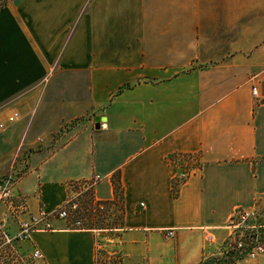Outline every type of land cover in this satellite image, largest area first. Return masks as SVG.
I'll list each match as a JSON object with an SVG mask.
<instances>
[{
    "label": "crops",
    "instance_id": "1",
    "mask_svg": "<svg viewBox=\"0 0 264 264\" xmlns=\"http://www.w3.org/2000/svg\"><path fill=\"white\" fill-rule=\"evenodd\" d=\"M256 9V0L4 1L0 179L18 172L16 195L35 213L98 174L94 198L121 211L108 235L53 221L17 246L21 255L96 264L100 244L121 264H199L219 253L235 211L264 203Z\"/></svg>",
    "mask_w": 264,
    "mask_h": 264
},
{
    "label": "built area",
    "instance_id": "2",
    "mask_svg": "<svg viewBox=\"0 0 264 264\" xmlns=\"http://www.w3.org/2000/svg\"><path fill=\"white\" fill-rule=\"evenodd\" d=\"M252 95H257L255 87L252 88ZM17 117L18 114L13 113L8 123L14 122ZM3 128L4 125L0 124V129ZM192 171L188 168L178 180L182 182ZM19 178L20 174L12 170L0 179V264H32L42 258L41 252L34 248L29 254L21 255L17 248L19 244L29 241L35 233L54 231L53 221L70 223L73 229L83 228L85 214L101 212L106 206L93 196L94 189L104 178L96 174L89 179L70 182L67 197L59 207L50 211L40 207L37 212L31 213L25 199L16 195ZM9 221L17 224L14 233L8 231ZM226 228L228 236L222 242L219 253L211 257L237 261L264 256V203L257 202L252 208L237 209ZM213 241V235L209 234L207 242ZM95 254L96 264H121L118 252L106 255L100 244H97Z\"/></svg>",
    "mask_w": 264,
    "mask_h": 264
},
{
    "label": "rangeland",
    "instance_id": "3",
    "mask_svg": "<svg viewBox=\"0 0 264 264\" xmlns=\"http://www.w3.org/2000/svg\"><path fill=\"white\" fill-rule=\"evenodd\" d=\"M6 0H0V5L4 3ZM264 0H256L257 9H256V19L258 23H262L264 25ZM248 18L242 19V24L247 22ZM9 20L6 17L0 18V24L6 25ZM43 82V81H42ZM44 87V86H42ZM82 98L88 97V89L85 83H82ZM45 89V88H43ZM43 92V91H42ZM75 120H73L74 122ZM90 215L89 218H87ZM84 216V215H83ZM121 211L119 205H109L107 204L105 208L98 214L96 212H89L84 216V226L83 228H94L98 230L100 234L108 235L114 233V231H110V228L117 227L120 222ZM69 227H71L70 223H67Z\"/></svg>",
    "mask_w": 264,
    "mask_h": 264
},
{
    "label": "trees",
    "instance_id": "4",
    "mask_svg": "<svg viewBox=\"0 0 264 264\" xmlns=\"http://www.w3.org/2000/svg\"><path fill=\"white\" fill-rule=\"evenodd\" d=\"M4 3H2L0 5V9L3 7ZM114 186H115V190L118 189L117 187V183L114 182ZM105 205H107V203L104 202ZM96 214L100 213L99 211H95ZM90 215L87 217L89 218ZM91 229V228H89ZM234 260L233 259H225V258H219V257H209L207 259L202 260L199 264H233Z\"/></svg>",
    "mask_w": 264,
    "mask_h": 264
},
{
    "label": "water",
    "instance_id": "5",
    "mask_svg": "<svg viewBox=\"0 0 264 264\" xmlns=\"http://www.w3.org/2000/svg\"><path fill=\"white\" fill-rule=\"evenodd\" d=\"M95 121L98 123L99 122V119L97 118Z\"/></svg>",
    "mask_w": 264,
    "mask_h": 264
}]
</instances>
